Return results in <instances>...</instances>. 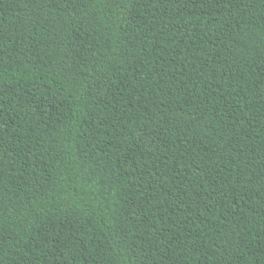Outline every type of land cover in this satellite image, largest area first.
<instances>
[{"label":"trees","instance_id":"1","mask_svg":"<svg viewBox=\"0 0 264 264\" xmlns=\"http://www.w3.org/2000/svg\"><path fill=\"white\" fill-rule=\"evenodd\" d=\"M0 264H264V0H0Z\"/></svg>","mask_w":264,"mask_h":264}]
</instances>
